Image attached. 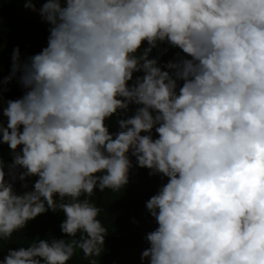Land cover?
Instances as JSON below:
<instances>
[{
    "label": "clouds",
    "instance_id": "9594fccd",
    "mask_svg": "<svg viewBox=\"0 0 264 264\" xmlns=\"http://www.w3.org/2000/svg\"><path fill=\"white\" fill-rule=\"evenodd\" d=\"M24 6L49 37L26 60L15 48L0 80L24 89L7 101L0 91L12 155L0 158V264H70L77 248L98 264L109 229L92 198L123 192L134 167L167 180L146 201L158 226L142 264H264V0ZM161 45L179 50L163 65L151 56ZM48 211L63 213L66 238L5 254Z\"/></svg>",
    "mask_w": 264,
    "mask_h": 264
},
{
    "label": "trees",
    "instance_id": "16d2710c",
    "mask_svg": "<svg viewBox=\"0 0 264 264\" xmlns=\"http://www.w3.org/2000/svg\"><path fill=\"white\" fill-rule=\"evenodd\" d=\"M24 0H0V80L8 77L11 70V56L15 48H19L21 60L39 53L47 46L49 37V25L38 17H25L21 12L25 11ZM144 47H147L146 43ZM166 45H161L151 53L152 57H159L163 65L172 60L178 49L164 51ZM5 101L21 98L24 89L14 79L10 84L0 85ZM136 106H131L128 115L135 112ZM0 119L6 124V118L0 115ZM110 131H117L116 117L112 118ZM155 135V134H154ZM0 158L6 164L12 163L11 150L7 145H0ZM133 164L135 165V159ZM36 177L27 180L28 189H23L19 181L15 184L18 193L32 190ZM167 180L160 176H150L147 169L134 167L131 173L129 185L121 193H112L109 190L100 193L98 190L92 200L103 209L100 219L105 221L109 229V235L105 240V252L100 258H96L98 264H142L141 254L149 247L145 240L147 233L158 226L146 209V201L155 195L161 185ZM64 219L63 213L48 211L29 222L19 236H14L11 242H5L3 251L18 246H26L33 239L54 236L65 239L60 231V224ZM71 243V239L68 241ZM10 243V245H9ZM76 257L70 264H88L83 260L81 251L76 249ZM147 264V262H144Z\"/></svg>",
    "mask_w": 264,
    "mask_h": 264
},
{
    "label": "rangeland",
    "instance_id": "374dc122",
    "mask_svg": "<svg viewBox=\"0 0 264 264\" xmlns=\"http://www.w3.org/2000/svg\"><path fill=\"white\" fill-rule=\"evenodd\" d=\"M45 2V0H36V8L39 9L42 4ZM22 15L25 17H38L41 18L38 14V12H33L31 10L26 9L25 11L21 12Z\"/></svg>",
    "mask_w": 264,
    "mask_h": 264
}]
</instances>
